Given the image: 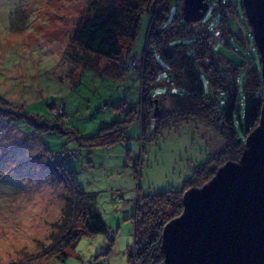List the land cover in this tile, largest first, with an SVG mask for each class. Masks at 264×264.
Wrapping results in <instances>:
<instances>
[{
	"label": "rangeland",
	"instance_id": "1",
	"mask_svg": "<svg viewBox=\"0 0 264 264\" xmlns=\"http://www.w3.org/2000/svg\"><path fill=\"white\" fill-rule=\"evenodd\" d=\"M112 1L0 0V106L6 108H0V264H129L138 194L181 190L198 164L225 148L222 135L201 120L179 121L156 132V105L151 110L155 116L148 112L141 117L142 78L134 64H140L150 27L147 9H141L126 56V65L132 67L120 77L102 71L115 66L109 65L111 60L88 52L73 38L82 18ZM241 5L238 13L246 29ZM177 16L173 0L166 19ZM249 41L251 48L253 37ZM234 45L243 47L236 40L231 47L216 43L214 50L245 64L242 55L232 51ZM256 63L261 68L259 54ZM246 80L247 70L242 69L241 118ZM163 96L160 108H168L170 97ZM22 111L37 117L38 123L59 118L58 130H47L50 124L45 123L47 131L39 132L45 128L32 127ZM62 120L63 128L75 133L58 132ZM113 122L124 126L123 137L92 145L91 138ZM68 172L76 184L96 193L95 204L114 236L82 233L66 248L67 257L59 259L55 251L64 249V236L69 229L83 228L85 219L81 210L63 218L66 196H73Z\"/></svg>",
	"mask_w": 264,
	"mask_h": 264
},
{
	"label": "trees",
	"instance_id": "2",
	"mask_svg": "<svg viewBox=\"0 0 264 264\" xmlns=\"http://www.w3.org/2000/svg\"><path fill=\"white\" fill-rule=\"evenodd\" d=\"M145 1L115 0L96 6L89 16L78 22L73 38L88 52L102 57L101 59L111 60L109 65L115 66L106 65L102 71L120 77L127 67H132L130 64L126 65V56L130 55L137 34L143 13L141 9H147L151 17L150 27L140 56V64H134L142 78L141 117H148V112L155 116L151 111L154 101L158 100L160 108L165 102V96H160L167 94L170 97L169 107L160 108V113L156 114L155 120L159 119L155 127L156 132L170 124L177 125L179 121L198 119L205 122L204 126H212L225 140V148L198 164L181 190L168 189L138 194L132 215L134 244L128 253L129 264H162L161 242L165 224L182 213V197L186 189L202 186L215 174L219 166L228 160L240 158L245 148L246 136L259 123L263 83L260 65L256 63V54H259V51L256 44L249 48V38L253 37L252 30L250 26L244 29L238 13L241 0H231L227 4L221 0H211L210 2L215 1V4L210 6L204 18L197 24L183 19V0H174L178 16L170 21L166 17L173 0H147V5H144ZM226 8L230 12L228 15L225 14ZM241 8L244 11L242 5ZM232 20L238 21L240 25L231 26ZM10 23H13L12 17ZM236 40L246 49L234 45L232 51L242 55L241 60H244L245 64H239L214 50L216 43L231 47ZM134 58L137 57H132V60ZM121 61L124 65H120L123 64ZM242 69L247 70L245 100L242 99L245 105L243 118L240 115L241 106L238 104L239 72ZM202 75L211 88L210 94L206 92ZM161 81L165 84H159ZM222 96L225 98V104L221 106L219 103ZM10 110L12 111V108ZM23 113L32 127L39 130L45 128L39 132L58 130L56 125L59 124V118L38 123L37 117ZM45 123L50 124L48 129ZM63 124L62 120L61 130L58 132L75 133L73 129L65 130ZM123 129L124 126L119 122L105 125L97 136L91 138V144L104 145L118 141L123 137ZM202 134L205 136L204 132ZM67 174L73 181V196H66L63 218L81 210L85 219L83 228L69 229L64 236V249L55 251L59 259L67 257L66 248L82 233H104L111 230L95 204L96 193L85 190L76 184L73 174Z\"/></svg>",
	"mask_w": 264,
	"mask_h": 264
},
{
	"label": "water",
	"instance_id": "3",
	"mask_svg": "<svg viewBox=\"0 0 264 264\" xmlns=\"http://www.w3.org/2000/svg\"><path fill=\"white\" fill-rule=\"evenodd\" d=\"M241 2L261 58L259 123L238 160L226 161L202 186L184 191L182 213L162 231V264H264V0ZM209 6L208 0H183V19L200 21Z\"/></svg>",
	"mask_w": 264,
	"mask_h": 264
},
{
	"label": "built area",
	"instance_id": "4",
	"mask_svg": "<svg viewBox=\"0 0 264 264\" xmlns=\"http://www.w3.org/2000/svg\"><path fill=\"white\" fill-rule=\"evenodd\" d=\"M210 1H211V0H208L210 6L215 4V1H213L212 3H211ZM221 2L224 3V4H227V3H230L231 0H221ZM210 6H209V9H210ZM226 11H227V10H226ZM207 12H208V10H207ZM227 12H228V11H227ZM225 14L227 15L226 12H225ZM220 94H223V93L220 92ZM219 104H220L221 106H222L223 104H225V98H224L223 96L220 98V103H219ZM109 232H110L111 236H114V230H110Z\"/></svg>",
	"mask_w": 264,
	"mask_h": 264
}]
</instances>
